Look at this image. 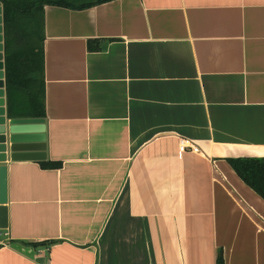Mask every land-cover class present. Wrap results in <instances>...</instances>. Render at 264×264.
I'll list each match as a JSON object with an SVG mask.
<instances>
[{
	"label": "crops",
	"instance_id": "crops-1",
	"mask_svg": "<svg viewBox=\"0 0 264 264\" xmlns=\"http://www.w3.org/2000/svg\"><path fill=\"white\" fill-rule=\"evenodd\" d=\"M42 16L45 161L61 167L6 161L0 264H264V200L227 162L264 158V0ZM3 101L9 123L5 85Z\"/></svg>",
	"mask_w": 264,
	"mask_h": 264
},
{
	"label": "trees",
	"instance_id": "trees-1",
	"mask_svg": "<svg viewBox=\"0 0 264 264\" xmlns=\"http://www.w3.org/2000/svg\"><path fill=\"white\" fill-rule=\"evenodd\" d=\"M112 0H97L101 4ZM58 5L84 9L94 5L71 0H3V50L6 113L9 119H44L45 85L43 58V16L44 5ZM96 41H89L91 51L99 50ZM232 170L253 192L264 200V158L228 159ZM45 169H58L59 162L41 161ZM37 247L42 243H28ZM216 264H224L218 252Z\"/></svg>",
	"mask_w": 264,
	"mask_h": 264
},
{
	"label": "water",
	"instance_id": "water-1",
	"mask_svg": "<svg viewBox=\"0 0 264 264\" xmlns=\"http://www.w3.org/2000/svg\"><path fill=\"white\" fill-rule=\"evenodd\" d=\"M0 6V24H1ZM1 43V42H0ZM3 54L0 45V230L7 228L6 166L12 162L45 161V125L43 119H12L6 122L3 108Z\"/></svg>",
	"mask_w": 264,
	"mask_h": 264
},
{
	"label": "built area",
	"instance_id": "built-area-1",
	"mask_svg": "<svg viewBox=\"0 0 264 264\" xmlns=\"http://www.w3.org/2000/svg\"><path fill=\"white\" fill-rule=\"evenodd\" d=\"M179 150L182 152L187 151V150H190L192 152H197L198 149L193 144H191L189 141L182 139L179 142Z\"/></svg>",
	"mask_w": 264,
	"mask_h": 264
},
{
	"label": "rangeland",
	"instance_id": "rangeland-1",
	"mask_svg": "<svg viewBox=\"0 0 264 264\" xmlns=\"http://www.w3.org/2000/svg\"><path fill=\"white\" fill-rule=\"evenodd\" d=\"M71 1H74V2H83V1H89V0H71ZM0 240H1V238H0Z\"/></svg>",
	"mask_w": 264,
	"mask_h": 264
}]
</instances>
